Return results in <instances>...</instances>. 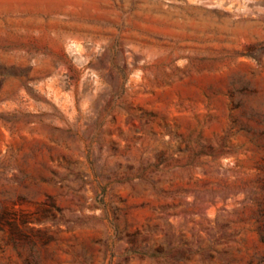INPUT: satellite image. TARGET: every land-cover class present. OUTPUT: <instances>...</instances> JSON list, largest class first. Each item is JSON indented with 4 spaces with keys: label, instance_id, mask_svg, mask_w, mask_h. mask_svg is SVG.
<instances>
[{
    "label": "rangeland",
    "instance_id": "374dc122",
    "mask_svg": "<svg viewBox=\"0 0 264 264\" xmlns=\"http://www.w3.org/2000/svg\"><path fill=\"white\" fill-rule=\"evenodd\" d=\"M0 264H264V0H0Z\"/></svg>",
    "mask_w": 264,
    "mask_h": 264
},
{
    "label": "trees",
    "instance_id": "16d2710c",
    "mask_svg": "<svg viewBox=\"0 0 264 264\" xmlns=\"http://www.w3.org/2000/svg\"><path fill=\"white\" fill-rule=\"evenodd\" d=\"M136 252V251H134ZM170 250L168 252H163V251H158L157 253H153V254H146V253H140L142 255H148V256H151V257H166L167 254H169Z\"/></svg>",
    "mask_w": 264,
    "mask_h": 264
}]
</instances>
